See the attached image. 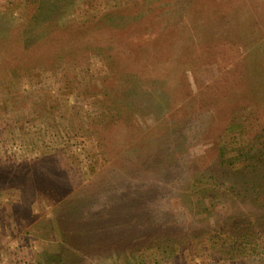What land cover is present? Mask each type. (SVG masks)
<instances>
[{"label": "rangeland", "instance_id": "374dc122", "mask_svg": "<svg viewBox=\"0 0 264 264\" xmlns=\"http://www.w3.org/2000/svg\"><path fill=\"white\" fill-rule=\"evenodd\" d=\"M68 2L30 32L27 0H0V264H42L59 228L214 226L236 207L219 205L215 178L263 179L264 0ZM127 4L122 23L102 22ZM202 177L214 212L194 209ZM191 240L178 264H217Z\"/></svg>", "mask_w": 264, "mask_h": 264}, {"label": "trees", "instance_id": "16d2710c", "mask_svg": "<svg viewBox=\"0 0 264 264\" xmlns=\"http://www.w3.org/2000/svg\"><path fill=\"white\" fill-rule=\"evenodd\" d=\"M48 1L51 2L50 0H27L31 14L28 18L31 28L28 31L31 32L35 29L32 26L33 22L46 15L45 10L50 11L52 6L59 5L61 9L65 8V11L70 9L68 0H65V4L55 0L54 4L53 2L49 4ZM137 3L132 4L133 12H137L139 9ZM214 6L218 7V3H215ZM129 10L130 6L127 4L121 9L113 10L111 13L107 12L101 20L105 23H122V18L112 17H116L118 14L122 15L124 12L129 13ZM151 11L154 12L155 8L150 9ZM220 11V13L229 14L223 7ZM216 12L219 14V11L216 10ZM129 15L131 14L129 13ZM225 16L223 15V18H227ZM0 31L2 34L3 30ZM239 32L241 29L233 33L238 34ZM5 41L4 39L1 44L6 43ZM249 64L245 68V73L250 67ZM181 66L182 70H186L183 64ZM262 70L264 71L263 68L259 69L258 73H262ZM246 85L245 97L247 95L252 97L249 94L251 91L248 83ZM262 99L263 101L254 100L258 103L256 105L259 103L261 105V102H264V96ZM255 124L258 127V136L255 139L260 143V161L263 163V119L256 120ZM242 127L234 116L227 130L240 131ZM236 139L238 141L239 138ZM236 139L230 140L227 144L234 143ZM221 151L224 153V150ZM236 162L233 163L234 166ZM222 168H228L227 162L222 163ZM169 169L171 170V168ZM226 169L225 171H227ZM250 169L252 173H258V166L250 167ZM225 175H227L226 172L219 178H215L218 180H214L213 183L215 189H223L224 195L219 205L229 203L236 207H231L232 210L225 208L226 212H224L223 218L218 219L214 226L207 224L203 229L204 224H96L94 229H76L75 232L59 228L62 238L61 248L57 252L45 254L42 264H91L92 259H97L99 264H178L179 259L184 255L183 249L190 245L187 243L191 239L196 242L197 248L200 247L197 254L199 259L205 255L207 248L212 243L219 254L217 264H264V192H261L264 190V175H261L263 179L260 183L253 184L246 181L244 184H233L232 187L222 181ZM201 180H197L201 184L200 187L208 184L205 186L206 188H203L201 198H197L198 205H195L194 209H200L202 212L201 208L204 207L206 209L202 213L214 212L220 206L213 200H208L209 195L206 194L209 192L210 182L204 181L203 177ZM194 182L195 180L189 186H192ZM193 186L195 187V185ZM231 192L236 193L232 198ZM190 194H194V192H190ZM238 205L239 207H237ZM221 210H223L222 206ZM196 228L199 233L195 234ZM186 229L193 230L194 233L192 232L193 234L190 236L185 232ZM90 234L94 236H90ZM184 264L186 263L184 262Z\"/></svg>", "mask_w": 264, "mask_h": 264}]
</instances>
